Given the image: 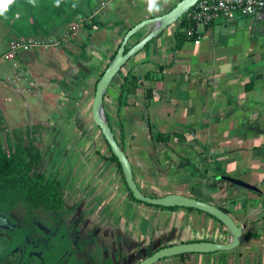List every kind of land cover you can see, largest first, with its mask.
<instances>
[{
	"label": "crops",
	"instance_id": "0c3cea01",
	"mask_svg": "<svg viewBox=\"0 0 264 264\" xmlns=\"http://www.w3.org/2000/svg\"><path fill=\"white\" fill-rule=\"evenodd\" d=\"M139 1L114 0L110 7H106V11L111 13L104 18L110 21V26L114 17H120L114 21V29H109V26L99 28L96 24L97 29L83 27L84 31L81 29L73 38V41L81 40L83 35H88L92 43L100 46L98 54L85 50V54L82 51L80 55L87 63L94 62V71H100V74L105 71L130 28L145 18L168 12L176 4L172 6L174 0L160 2L159 11H149ZM143 1L148 3V0ZM121 5L134 8L132 19L118 14ZM93 14L97 18L101 12ZM258 20L262 19L238 16L214 20L203 28V43L199 49L193 50L195 54L193 51L188 53L189 49L184 47L186 41L176 49L175 33L179 22L172 24L164 31L170 36L169 44H165V35L161 34L163 36L149 44L150 50L133 56L112 81L113 89L108 93L112 98L109 106L108 95L105 98L106 113L115 128L117 139L119 142L122 140L132 162L135 179L145 194L163 196L181 193L195 197L191 194L194 190L190 184L177 182L181 173L187 170L179 167V160H196L201 155L202 147L203 151L211 154L210 162L215 172L222 168L226 172L241 174L242 179L256 184L260 189L259 192L236 190L240 195L237 205L231 198L236 192L228 194L232 195L229 196L231 200L226 197V206L230 208L231 215L244 226L243 240L238 247L230 251L172 256L156 264H264V48L257 47L233 55L223 52L222 47L228 44L227 38H224L226 32L238 38L236 35L250 32ZM149 31L150 27L143 28L130 40L129 45L140 41ZM103 38L107 39L104 43ZM2 42L6 47L8 41ZM83 43L86 49L85 40ZM216 45L221 47L217 49ZM212 46H216L215 53H204ZM37 61H34L35 65ZM27 62L32 63L33 60ZM129 69L142 76L138 78L140 87L136 94L120 104V90ZM4 76L3 88L7 90L8 85L19 93L12 97L19 98L20 94H24L29 99L39 88L42 95L51 92L48 83L40 81L42 87L38 86L39 78H35L25 67L21 66L9 76L7 71ZM70 97L79 100L72 103L65 117L50 120L56 131L78 124L79 116L75 117L78 101L84 97L87 101L90 99L88 94L76 96L73 92ZM25 103L39 109L35 101ZM48 105L55 107L56 115H63L62 107L54 102L42 103L40 109L47 110L45 106ZM58 109L61 110L60 114ZM87 121L90 124L93 120ZM94 133L92 131L91 135ZM159 133L169 134L170 140L159 141ZM103 140L101 150L105 153L104 162L100 165L97 160L94 162L98 168V186L94 188L93 183H88L77 191L81 195H74V186L62 185L66 209L86 223L90 238L105 240L112 236L108 244L113 242L114 245L113 236L120 239L117 249L104 246L102 258L110 257L115 264H120L121 259L134 264L153 250L170 244L200 240L230 241L228 229L206 212L186 207L163 208L134 199L118 164L110 159L111 150L107 141L105 138ZM107 150L110 152L107 153ZM199 198L221 204L208 199L203 193ZM196 225L198 227L192 229ZM107 250L109 253H106Z\"/></svg>",
	"mask_w": 264,
	"mask_h": 264
},
{
	"label": "rangeland",
	"instance_id": "374dc122",
	"mask_svg": "<svg viewBox=\"0 0 264 264\" xmlns=\"http://www.w3.org/2000/svg\"><path fill=\"white\" fill-rule=\"evenodd\" d=\"M105 0H94L93 1V12L87 10V14L84 15L79 13L75 15V20L88 16L90 13L97 12V7L100 6ZM159 3H165L166 1L169 3L171 0H158ZM180 0H174L172 6L179 2ZM144 4L145 8H148V3L140 0V4ZM112 3V2H111ZM111 3L107 6L110 7ZM134 8L128 9L126 6L121 5V10H119L118 14H122L126 19L129 17L132 19L134 15ZM149 9V8H148ZM147 9V11H148ZM104 11L97 16V20L95 24L99 25V28H105L109 26L108 23L110 21H105L104 19L111 11H106L107 8L103 9ZM114 13V12H113ZM133 14V15H132ZM113 23L115 20L120 17H114ZM94 22V20H93ZM113 23L109 26V29H114ZM71 24V23H70ZM69 25V24H68ZM68 25L62 27L58 32L53 33L52 35L60 33L64 28ZM113 25V26H112ZM87 27V26H85ZM92 27V24L89 25L88 28ZM116 28V27H115ZM204 28V27H203ZM94 29V28H93ZM84 28H82V32ZM164 33V32H163ZM161 33V34H163ZM159 36H163V35ZM168 34V33H167ZM164 33L163 39L165 44L170 43V36ZM157 36V37H159ZM238 38L234 36H230L229 31L226 32L227 45H224L223 52L232 53L233 55L242 54L245 51H251L252 49H256L257 47L260 49L264 48V20H258L251 31L243 32L241 34L236 35ZM156 37V38H157ZM17 37L12 36L8 32V28L6 25L0 21V42H9ZM167 38V40H166ZM210 39V38H209ZM82 40V41H81ZM69 40L64 45H61L57 48H53L51 50H22L18 53L9 55L0 61V130L2 133L11 134L12 138L15 140L16 135L23 134L28 128H32L34 130V134L36 136V144L42 148L44 158L41 163V171L47 170L48 175H57L62 180L63 184H68L69 186H74V195L82 193H77L78 190L84 185L86 186L88 183H93L94 188L98 186L99 179L97 176V165L94 164L96 161L98 165L104 162L105 153H102L101 143L104 142V138L102 137V132L98 131L99 127L95 124L91 112V98L95 94V84L100 77V71H94L93 68L94 62H89L80 57L83 51V40L86 43V50L88 53L94 52L98 54L99 48L97 44L92 43L90 36H84L82 39ZM107 39L103 38L102 43H104ZM101 43V44H102ZM185 48L189 49L188 53H192L193 50L199 49V46L203 43L202 41H192L191 43L186 41ZM4 45V44H3ZM147 46V45H146ZM144 47L139 53H146L150 50L151 45ZM217 49L221 46L216 45ZM216 46H212L210 50L205 51L204 53L212 52L215 53ZM5 47V45H4ZM220 52V51H218ZM142 53V54H143ZM194 53V51H193ZM135 54V56L137 55ZM195 54V53H194ZM33 60L32 63H28L27 60ZM26 60V62H25ZM35 60H38L36 65L34 64ZM25 67L31 71V74L36 78H39L38 86H41L39 83L43 81L44 83H48L50 86L51 92H46V94L42 95L41 88L32 95V98L28 99V96L24 94H20L19 98L12 97L19 93L13 91L11 86H6L7 90L3 88V82L6 80L4 76L8 71V76L14 70H17L20 67ZM97 73L96 75L92 74ZM91 77V78H90ZM90 78V79H89ZM12 86L14 83L9 80L8 81ZM114 82L111 83L108 89V93H110L113 89ZM15 86V85H14ZM42 87V86H41ZM56 93V94H52ZM73 93H76V96H81V94L86 95L90 98L88 101L85 97L78 101V109L76 111L75 117H78L77 123H75L74 127L67 126L66 129H61L56 131V127L54 123L52 124L50 120L57 119L58 117H65V115L70 110L69 107L72 103L75 102L74 98H69V96ZM94 98V97H93ZM33 99V100H32ZM111 96L107 98V105H110ZM69 100V101H68ZM86 100V101H85ZM115 100V99H113ZM35 101L37 102L39 109L32 108V106H28L25 102ZM56 103L57 106H61V110L63 115L55 114V107L53 105L45 106L47 110L40 109V104L42 103ZM111 111V108H108ZM60 114V109H58ZM106 110V106H105ZM107 114V113H106ZM52 115H55L54 117ZM80 116H83L81 119ZM92 119L93 121H89ZM88 123V126L85 127V123ZM51 123V124H50ZM111 123V121H110ZM114 123V121H113ZM115 127L117 125L115 124ZM118 128V127H117ZM54 130V131H53ZM95 133L91 135V132ZM157 133V129L154 130ZM82 133V135H80ZM57 136V137H56ZM201 151V155L197 157L196 160L189 161L188 159L179 160L180 168H186V172H182L181 176L177 180L179 183H187L192 186L194 190L191 192L192 195L199 198L200 194H204L208 199H212V201L220 202L222 205H226V200H228L229 193L236 192L235 195L231 198H234L233 203H240L239 192L243 188H231L230 186L217 185V189L215 190L214 186H209L214 182V175L220 172H225L226 174L242 178L241 174L226 172L220 168L218 172L213 170V164H211V154L209 151ZM107 153L110 151L107 150ZM213 155V154H212ZM193 164V165H191ZM211 164V165H210ZM196 165V168L194 167ZM199 166V168L197 167ZM191 169V170H190ZM188 171V172H187ZM88 174V175H85ZM87 194V193H86ZM228 198L226 199V197ZM215 198V199H214ZM231 198H229L231 200ZM72 211L70 209H65L63 216L72 217ZM54 215V213H52ZM58 213L56 212L55 215ZM54 215V216H55ZM61 215V216H62ZM198 225L192 226V229L197 228ZM112 236H108L105 240L97 239L93 237L86 244V253L90 254V256H94V260H91L93 264H96L97 261L102 259V255L105 253L106 248H118L120 239L113 236L115 245L113 242L108 244ZM107 244V245H105ZM105 246V247H104ZM123 250V249H122ZM109 253V250L106 251ZM87 257V256H86ZM88 258V257H87ZM137 262V260H136ZM120 264H132L129 263L128 260L121 259Z\"/></svg>",
	"mask_w": 264,
	"mask_h": 264
},
{
	"label": "trees",
	"instance_id": "16d2710c",
	"mask_svg": "<svg viewBox=\"0 0 264 264\" xmlns=\"http://www.w3.org/2000/svg\"><path fill=\"white\" fill-rule=\"evenodd\" d=\"M93 1L94 0H59L57 4V0H12V2L3 9V13L0 14V21L6 25L10 33L16 36L17 39L29 36H50L58 32L62 27L72 23L75 20V15L79 13L86 15L87 10L92 12ZM190 13L191 11L179 21V26L175 33L177 39L176 49H178L184 41H187L186 29L190 23ZM93 20V24L98 21L96 17H93ZM89 25L90 24H87V26ZM137 35L138 33L132 38ZM152 41H150L147 46ZM130 47L131 46L128 44L127 50ZM118 48L112 59L115 57ZM85 50V47H83V54H85ZM103 73L104 72L101 73L100 77ZM97 82L95 84V90ZM139 87L140 82L138 75L135 73L134 69H129L124 77V83L120 90V104L124 101L126 102L131 95L136 94ZM107 95L108 92L106 96ZM111 126L115 132L114 126L112 124ZM34 133L32 128H28L23 134L15 132L16 138L14 140L11 134H4L0 130V208L5 211L23 208L25 211H32L33 213L43 211L62 213L66 209L62 190V180L55 174L48 175L47 170L41 171V169H39L44 154L42 148L36 144V136ZM170 137L169 134L159 133L157 139L161 142H167L170 140ZM119 143L124 149L122 140ZM110 159L118 164L123 173L118 157L114 155L112 151ZM221 174L226 173L220 172L215 174L214 182L212 185H208L210 187L214 186L215 190L217 189V185L237 188L234 184L221 179ZM130 193L133 198L136 199L131 191ZM216 205L231 214L230 208L226 205ZM152 253L153 251L150 252V254ZM185 255L188 254H183L182 256ZM138 263L139 261L134 264ZM101 264H113V260L110 257L104 258Z\"/></svg>",
	"mask_w": 264,
	"mask_h": 264
},
{
	"label": "water",
	"instance_id": "95a60500",
	"mask_svg": "<svg viewBox=\"0 0 264 264\" xmlns=\"http://www.w3.org/2000/svg\"><path fill=\"white\" fill-rule=\"evenodd\" d=\"M198 1L199 0H180L168 12L145 18L127 31L115 57L111 60L97 82L91 112L95 124L100 128L112 153L118 157L126 183L137 200L154 206L186 207L206 212L218 219L228 229L231 234V239L228 242L200 240L162 246L153 250L152 254L144 257L138 264H156L164 258L189 253L230 251L238 247L243 240L244 226L239 224L230 213L212 202L181 193H169L163 196L145 194L140 189L135 179L132 162L125 149L120 145L105 110V98L109 86L121 69L150 41L154 40L172 24L179 22L183 16L190 12ZM145 27H150L148 34L127 50L131 38ZM141 77V75L138 76L139 79H141ZM220 178L234 184L237 188L248 189L255 192L260 191L256 184L250 183L239 177L221 174Z\"/></svg>",
	"mask_w": 264,
	"mask_h": 264
},
{
	"label": "flooded vegetation",
	"instance_id": "af4514ba",
	"mask_svg": "<svg viewBox=\"0 0 264 264\" xmlns=\"http://www.w3.org/2000/svg\"><path fill=\"white\" fill-rule=\"evenodd\" d=\"M52 213L0 208V264H93L84 249L93 239L86 223Z\"/></svg>",
	"mask_w": 264,
	"mask_h": 264
},
{
	"label": "built area",
	"instance_id": "2783aa9c",
	"mask_svg": "<svg viewBox=\"0 0 264 264\" xmlns=\"http://www.w3.org/2000/svg\"><path fill=\"white\" fill-rule=\"evenodd\" d=\"M114 0H105L97 7V12H101ZM190 23L186 29L187 39L191 41H201L203 37V27L210 25L214 20L224 18L241 17H257L264 20V0H199L190 10ZM93 16L81 17L74 20L60 33L50 36L35 37L29 36L21 39H13L4 47L0 42V61L5 57L18 53L22 50H51L64 45L73 39L79 31L92 24L97 29V25L93 24Z\"/></svg>",
	"mask_w": 264,
	"mask_h": 264
},
{
	"label": "clouds",
	"instance_id": "9594fccd",
	"mask_svg": "<svg viewBox=\"0 0 264 264\" xmlns=\"http://www.w3.org/2000/svg\"><path fill=\"white\" fill-rule=\"evenodd\" d=\"M12 0H0V14L3 13V9L7 7L8 4H10ZM59 3V0H57V4ZM148 8L149 11H159L160 10V4L158 0H148Z\"/></svg>",
	"mask_w": 264,
	"mask_h": 264
}]
</instances>
